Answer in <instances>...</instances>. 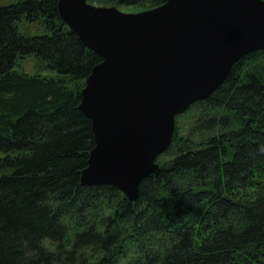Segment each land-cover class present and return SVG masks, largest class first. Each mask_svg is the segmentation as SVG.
Returning a JSON list of instances; mask_svg holds the SVG:
<instances>
[{
	"label": "trees",
	"instance_id": "16d2710c",
	"mask_svg": "<svg viewBox=\"0 0 264 264\" xmlns=\"http://www.w3.org/2000/svg\"><path fill=\"white\" fill-rule=\"evenodd\" d=\"M58 2L0 5V264H264V49L190 106L130 200L81 181L95 145L81 91L102 57ZM23 18L45 32L22 33ZM28 55L48 73L22 71Z\"/></svg>",
	"mask_w": 264,
	"mask_h": 264
},
{
	"label": "water",
	"instance_id": "95a60500",
	"mask_svg": "<svg viewBox=\"0 0 264 264\" xmlns=\"http://www.w3.org/2000/svg\"><path fill=\"white\" fill-rule=\"evenodd\" d=\"M62 19L97 52L81 91L95 145L86 185L130 200L173 142L176 118L224 82L238 59L264 49V0H164L138 12L59 0Z\"/></svg>",
	"mask_w": 264,
	"mask_h": 264
},
{
	"label": "rangeland",
	"instance_id": "374dc122",
	"mask_svg": "<svg viewBox=\"0 0 264 264\" xmlns=\"http://www.w3.org/2000/svg\"><path fill=\"white\" fill-rule=\"evenodd\" d=\"M17 1L18 0H0V5H6ZM89 2L96 5H106V6L115 5L121 10L127 12H138L145 9H149V5L146 4L125 5V4H121L117 0H103L102 2L89 0ZM18 25L22 33L33 35V34H39L45 32V28L42 20L30 22L23 18ZM18 66L22 71H26L28 73H33V74L48 73L47 71L44 70V68L41 67L37 58L33 55H28L26 57L24 56L19 58ZM186 111L181 113V115L177 117V124H176V129L178 130V133L180 132L181 134L184 135H186L189 132L188 124L190 120L193 119L194 113L197 112V111L194 112L193 110L190 111L186 110Z\"/></svg>",
	"mask_w": 264,
	"mask_h": 264
}]
</instances>
